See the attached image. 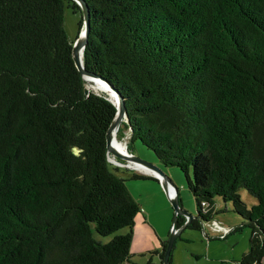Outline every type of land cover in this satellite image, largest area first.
<instances>
[{"label":"trees","instance_id":"1","mask_svg":"<svg viewBox=\"0 0 264 264\" xmlns=\"http://www.w3.org/2000/svg\"><path fill=\"white\" fill-rule=\"evenodd\" d=\"M65 1L79 9L0 0V264L131 257L140 205L106 152L116 108L74 64ZM84 2L83 66L122 97L117 137L126 129L183 172L196 203L186 227L212 218L215 197L230 202L250 229L241 263L264 264V0ZM241 187L256 198L249 208ZM184 220L176 214L173 227ZM166 243L154 250L161 264Z\"/></svg>","mask_w":264,"mask_h":264},{"label":"rangeland","instance_id":"2","mask_svg":"<svg viewBox=\"0 0 264 264\" xmlns=\"http://www.w3.org/2000/svg\"><path fill=\"white\" fill-rule=\"evenodd\" d=\"M81 17L80 8H73L70 2L65 1L63 25L66 36L71 41H74L79 36ZM88 84L86 83L88 89L104 93L97 89L95 90L92 85ZM108 95L106 94V96ZM128 138V131L123 129L122 136L118 139L125 151H128V143L131 153L159 167L176 187L181 207L195 216L196 203L191 192L186 187L183 172L175 166H164L149 148L138 140L129 142ZM109 158L112 160L118 159L128 164L126 166H118L113 163L118 166L116 172L127 178L125 183L128 189L130 184L133 187L131 195L142 204L143 208V210L140 208V211L136 214L132 227V238L129 247L132 262L134 264H161L160 257L154 253V250L160 248L158 241L167 240L174 228L171 225L174 210L160 183L161 181L157 182L155 179H152V181L131 179L130 175L132 173H146H144L142 168L137 169L134 166H130L129 162L114 157L111 153H109ZM238 192L240 199L246 204L247 208L256 202V198L246 188L241 187ZM140 215H144L145 223L141 222ZM148 224L154 232L147 226ZM126 231L127 229L124 227L107 236L98 234H95V236L102 241H109L115 234H122ZM249 234V227L244 224V219L232 210L231 203L224 202L220 197H215L212 218L205 221L202 228L185 227L179 231L170 250L169 264H242L240 260L248 249Z\"/></svg>","mask_w":264,"mask_h":264},{"label":"water","instance_id":"3","mask_svg":"<svg viewBox=\"0 0 264 264\" xmlns=\"http://www.w3.org/2000/svg\"><path fill=\"white\" fill-rule=\"evenodd\" d=\"M74 1L78 4V6L81 10V13H82V30L80 31L79 36L72 42L71 52H72V58H73L74 64H75L76 68L79 70V72L81 73L82 78L85 81H86L87 77L96 78V79L102 81L103 83H105L107 85V87L109 89H111L115 95L116 103L112 99H110L109 96H106V98L108 100H110L116 108L115 114H114L112 120L110 121V123L106 129V133H105L107 160L110 161L111 163L118 165V166L128 165V164H125V163L119 161L118 159L117 160L110 159L109 153H111L114 157L124 159L127 162L138 163L140 165L147 167L150 170L157 172L162 177V180L160 183H161L167 197L169 198V200L172 204L173 210H174L173 222L175 221V215L176 214H180V215L185 217L184 222L178 228L172 229L171 234L169 235V237L167 239L164 255L162 258V264H168L169 263L170 250L173 246V243H174V240H175L177 234L179 233V231L182 228L186 227L188 221L193 217V215H191L190 213H188L186 210H184L181 207L179 200H178V197H177L176 187L171 182V180L165 174H163V172L161 171V169L159 167H157L156 165L134 155L133 153H131L129 151H127V153H124V152H122V151H120L114 147L113 141L115 139V137H114L115 131L117 129H119L121 122L124 121L126 118L125 106H124L122 97L112 87V85L110 83H108L100 75H98L92 71L86 70L83 66L82 57H80V56H82V54H83V48H84V45L86 42V35H87L88 29H89V13H88L87 5L84 2V0H74ZM81 33H82V35H81ZM80 52H81V55H79ZM168 185L172 186V188H173V193L171 195H169V193H168Z\"/></svg>","mask_w":264,"mask_h":264},{"label":"bare ground","instance_id":"4","mask_svg":"<svg viewBox=\"0 0 264 264\" xmlns=\"http://www.w3.org/2000/svg\"><path fill=\"white\" fill-rule=\"evenodd\" d=\"M81 35H82V33H81ZM79 55H81V52L79 53ZM80 57H82V56H80ZM83 59V58H82ZM86 83H89L90 85H92L94 88H95V90L97 89V90H99V91H102V92H104V93H106V94H109L108 96L110 97V99H112L115 103H116V100H115V95H114V93L112 92V90L111 89H109L108 87H107V85L105 84V83H103V82H101V81H99V80H97L96 78H89V77H87L86 78ZM88 84V85H89ZM117 131H119L118 129L115 131V139H114V141H113V145H114V147L115 148H117L118 150H120V151H122V152H124V153H127V151H125V149L121 146L122 145V143L119 141V139H118V137H117ZM129 165L130 166H134L135 168H137V169H143L144 168V170L146 169V170H148V168L147 167H145V166H143V165H140V164H138V163H134V162H129Z\"/></svg>","mask_w":264,"mask_h":264},{"label":"crops","instance_id":"5","mask_svg":"<svg viewBox=\"0 0 264 264\" xmlns=\"http://www.w3.org/2000/svg\"><path fill=\"white\" fill-rule=\"evenodd\" d=\"M143 175H146V174H143ZM146 176H148L147 178H143V179H140V180H150V181H152V179H155L157 182H159V180L157 179V178H155V177H153V176H151V175H146ZM127 186V185H126ZM158 186V185H157ZM128 188V187H127ZM159 188V187H158ZM132 189H133V187L131 186V184L129 185V192H130V194H131V191H132ZM134 198V197H133ZM135 199V198H134ZM136 200V199H135ZM137 201V203L140 205V208L143 210V208H142V204L138 201V200H136ZM136 216V215H135ZM141 216V222H144L145 223V217H144V215H140ZM135 218V217H134ZM135 220H137V219H135ZM172 225V224H171ZM150 229H151V231L152 232H154L153 230H152V228L149 226V224L147 225ZM171 227V226H170ZM157 231V230H156ZM158 235H160V233H158ZM161 241H163V240H159L158 241V245L160 246V248L159 249H157V250H160L161 249ZM157 254V253H156ZM125 264H134L133 262H132V257H130L129 258V261H127V262H125Z\"/></svg>","mask_w":264,"mask_h":264},{"label":"built area","instance_id":"6","mask_svg":"<svg viewBox=\"0 0 264 264\" xmlns=\"http://www.w3.org/2000/svg\"><path fill=\"white\" fill-rule=\"evenodd\" d=\"M143 171H144V173H146V174H148V175H151V176H153V177H155V178H157L158 180H162V177H161V175H159L157 172H155V171H153V170H150V169H148V170H144V169H142ZM168 193H169V195H171L172 193H173V188H172V186H170V185H168ZM201 205L204 207V206H206V204H205V202H201ZM204 223V222H203ZM203 223H202V226H203ZM226 231H227V229H226Z\"/></svg>","mask_w":264,"mask_h":264}]
</instances>
